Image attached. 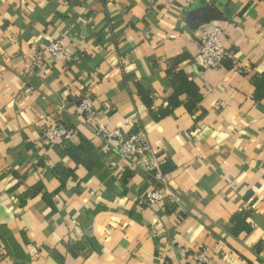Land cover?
<instances>
[{"label": "crops", "instance_id": "1", "mask_svg": "<svg viewBox=\"0 0 264 264\" xmlns=\"http://www.w3.org/2000/svg\"><path fill=\"white\" fill-rule=\"evenodd\" d=\"M213 27L232 59L202 70L194 31ZM56 40L70 61L45 53ZM52 125L76 139L48 148ZM99 126L144 133L182 205L143 206ZM200 247L264 264V0H0V264H187Z\"/></svg>", "mask_w": 264, "mask_h": 264}, {"label": "built area", "instance_id": "2", "mask_svg": "<svg viewBox=\"0 0 264 264\" xmlns=\"http://www.w3.org/2000/svg\"><path fill=\"white\" fill-rule=\"evenodd\" d=\"M175 1L180 2L184 7L192 3V0ZM222 35L220 27L194 31L198 66L202 70L217 71L222 68L226 60L232 59L230 52L221 43ZM44 51L55 61L66 63L71 60L65 47L57 40L50 41ZM92 108L89 98L83 97L77 103L75 114L77 117H83L86 122H90L94 117ZM96 135L105 143L111 144L116 153L129 164L131 170L138 171L144 176L149 188L141 198L143 206L156 211L162 205L174 207L182 205L180 192L171 188L169 183V172L165 170L167 158L150 145L144 133L123 136L120 131L111 132L99 126ZM76 136L77 132L73 128L65 125H52L44 131L43 140L48 148L65 147L72 143ZM190 254L191 258L187 264H211V258L205 248H197L190 251Z\"/></svg>", "mask_w": 264, "mask_h": 264}, {"label": "trees", "instance_id": "3", "mask_svg": "<svg viewBox=\"0 0 264 264\" xmlns=\"http://www.w3.org/2000/svg\"><path fill=\"white\" fill-rule=\"evenodd\" d=\"M176 89V88H175ZM177 89H176V94L175 95H177ZM141 96H142V99H143V101H144V103L149 107L150 106V101L147 99V97L143 94V93H141ZM170 106L171 107H174L176 104H177V102L175 101V97L173 98H171L170 99ZM149 112L151 113V115H153V117L155 118V119H158V118H161V117H163L165 114H167V111H165V112H162V113H153V112H151L150 110H149ZM165 170H166V168H165ZM244 230H246V231H249V229L248 228H244Z\"/></svg>", "mask_w": 264, "mask_h": 264}]
</instances>
